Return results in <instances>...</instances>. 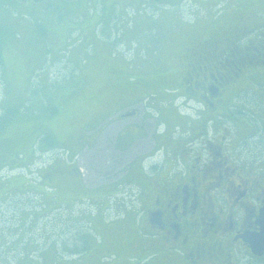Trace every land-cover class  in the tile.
I'll list each match as a JSON object with an SVG mask.
<instances>
[{
    "label": "rangeland",
    "instance_id": "1",
    "mask_svg": "<svg viewBox=\"0 0 264 264\" xmlns=\"http://www.w3.org/2000/svg\"><path fill=\"white\" fill-rule=\"evenodd\" d=\"M236 11H247L262 17L264 0H0V170L7 171L4 174L8 177L19 174L17 171L24 168L23 172L28 176L29 171L34 169L31 165L35 159L38 163L33 166H39L33 174L38 184H32L26 176L19 175L9 177L6 184L0 185V215L9 214L3 205L8 202L5 200L9 199L8 190H15L14 195L25 196V202L34 206L33 209L38 208L36 214L40 213L41 217L52 215L50 227L55 226L54 230L59 235L67 233L69 238L55 244L63 248L67 256L77 253L74 262H122L121 256L114 252V241L110 245L112 248L101 254L99 250L86 254L89 251L87 246L84 251L78 250L83 243L88 244L89 232L95 228L102 230L101 223L94 220L82 232L87 223L86 212L90 210V206L87 209L85 204L89 197L83 196L84 190L98 187L94 191L96 202L100 205L94 213L96 215L102 213V208L108 207V198L118 192L110 206L115 213H123L124 217L132 220L147 203V197L140 194L138 175L143 161L144 173L148 172L147 159H144L150 151L146 150L153 148L150 155H153L154 161H159L162 153L175 149L173 143L181 139L166 140L167 132L156 134V130L160 129L157 125L161 122L157 118L149 120L153 129H147L149 133L145 139L132 143L129 132L133 127H126L124 132L117 134L121 127L134 121L111 122L113 117L110 114L118 98L115 88L121 80L119 67L122 62L137 63L124 77V81L135 85V82L147 81L146 76L152 69L168 64L167 70L161 73L163 78L160 82L177 87L185 69L184 60L178 54L183 45L202 39L212 28L216 31L228 28ZM165 43L169 45L167 49ZM157 51L159 54L153 57L151 54ZM150 61L153 63L147 65ZM160 82L153 83L159 87ZM135 90V99H138L143 90L139 86ZM158 93L164 95L162 100L152 98L147 103L150 102L154 109L159 103L162 107H171L175 97L161 90ZM252 97L250 92L248 97H239L245 109L255 108ZM191 105L195 106V103ZM192 109L188 106L182 108L187 112ZM220 123L225 124L223 120ZM95 127L108 133L107 149L104 151L101 149L102 138L91 133ZM184 138L187 135L182 138V143L186 140ZM30 151V161L21 163V155L18 158L20 165L12 168L16 152L29 154ZM66 151L69 153L68 161L61 157V153ZM73 154L78 155L80 162L84 154L82 165L90 167L89 175L85 174L84 178L90 186L87 183L82 186L80 181L83 192L72 182L75 177L65 170L70 167L67 164L71 165ZM50 159H56L57 165L40 168L47 165ZM53 168H57L54 175L46 173H51ZM54 176L65 178L56 184L47 181ZM117 179L116 184L105 183ZM26 181L29 184H25ZM129 186L137 190H134L137 194L134 203L122 195L123 188ZM127 190L130 192V189ZM72 196L79 206L77 210L71 204ZM78 197L81 198L79 201ZM20 200L23 199L17 196H10L9 199L10 204ZM93 201L90 199L88 204ZM114 220L107 226L110 228L108 233L119 231L118 226H122L118 224V218L114 217ZM19 224L22 232L38 240L46 237L47 221H42L41 227L32 221ZM7 231L15 233L10 227ZM74 232H78V236L70 239ZM78 240L81 244L77 247L72 241L77 243ZM22 242L25 252L36 249L30 237L25 236ZM50 250L53 251L52 248L43 249L41 257L43 252ZM61 253L65 256L62 250ZM54 256L58 257L55 253Z\"/></svg>",
    "mask_w": 264,
    "mask_h": 264
},
{
    "label": "flooded vegetation",
    "instance_id": "2",
    "mask_svg": "<svg viewBox=\"0 0 264 264\" xmlns=\"http://www.w3.org/2000/svg\"><path fill=\"white\" fill-rule=\"evenodd\" d=\"M234 14L228 28H212L202 39L183 45L178 54L185 69L177 87L160 82L168 64L152 69L147 81L135 85L124 77L137 63L122 62L119 67L121 80L115 88L118 98L111 122L134 121L117 134L133 127L132 143L147 138V129H153L150 113L155 111L161 120L156 134L167 132L166 140L181 139L159 161L150 155L153 148L146 150L150 151L145 158L149 173L141 165L138 175L140 194L147 203L138 219L118 226L110 237L116 243L114 252L123 260L119 264H138L139 259H145V264H264V13L262 17L247 11ZM158 81L159 87L153 83ZM137 86L143 91L135 99ZM160 90L175 97L171 107L159 103L154 109L147 103L152 98L162 100ZM249 92L255 99L251 110L239 99ZM185 106L193 109L184 111ZM104 131L97 127L91 131L102 138L103 151L108 137ZM83 158L84 154L81 162L78 158L65 168L80 189L79 166L83 174L90 173V167L82 165ZM56 163L52 159L43 169ZM56 170L46 173L52 176ZM64 178L47 181L56 184Z\"/></svg>",
    "mask_w": 264,
    "mask_h": 264
},
{
    "label": "crops",
    "instance_id": "3",
    "mask_svg": "<svg viewBox=\"0 0 264 264\" xmlns=\"http://www.w3.org/2000/svg\"><path fill=\"white\" fill-rule=\"evenodd\" d=\"M10 146H11V144H10ZM31 153H32L31 151L29 152V154H26V153H23V152H21V153L16 152L15 153V157H14V166H12V168L18 167V165H20V163L18 164V162H19L18 158L21 155H22V159L20 160L21 163L25 164L28 161H30L32 159V157H30ZM1 184L3 185V184H5V182H2ZM96 188H98V187H96ZM96 188H94V187L90 188V189H86L85 188L84 191L85 192L88 191V192L87 193L84 192L83 196L84 197L87 196L91 200H94V203L97 205V207L100 208V205H98V203L96 202L97 201L96 200V196H94L95 195L94 191H96ZM80 191H82V189ZM104 212H102V213H104ZM100 215H101V213L99 215H96L95 217H93V216H87L86 217L87 223H86V227L85 228H87L88 225L93 224L94 220H98L99 223H101V227L100 228H102V230H100V229L97 230V228H95L93 230V232H91V233L89 232V234L87 232H85L89 236L87 238V241H88L87 246H88V250H89L87 252V254H89L91 252H96V250L97 251L99 250V252L101 254L102 252L106 251L108 248H112L110 246L111 243H112L110 237H112L113 233H115V232L113 231L112 233H108L110 228L108 229L107 226L113 224L114 222L111 223V224L106 223L104 218L102 217V215H101V217H100ZM103 216H104V214H103ZM119 216L121 218L123 217L122 219L118 220V224L119 225L124 226L130 221L129 217L128 216L124 217L123 213H119ZM2 242H3V240H0V264H7V256L9 254H7V249L3 248L5 243H2ZM8 250H10L11 253H15V255H16L17 252H18L17 244L16 243L11 244L10 247L8 248ZM22 251L25 252L23 249H22ZM31 251L25 252V253H27V255H26L27 257L25 256L23 259H18L14 264H33L32 259H33L34 255H35V253H31L28 256V252H31ZM42 259H43V261L41 262L42 264H61L62 263V262H60V263L57 262L56 258L54 257V252L52 250L46 251L45 253L43 252ZM140 260H141V262H143V259H139V261ZM70 263L79 264V263H76L74 261L73 262H69V263H65V264H70Z\"/></svg>",
    "mask_w": 264,
    "mask_h": 264
},
{
    "label": "trees",
    "instance_id": "4",
    "mask_svg": "<svg viewBox=\"0 0 264 264\" xmlns=\"http://www.w3.org/2000/svg\"><path fill=\"white\" fill-rule=\"evenodd\" d=\"M0 35H1V31H0ZM1 44V43H0ZM1 46V45H0ZM1 52H0V61H1ZM140 96H138V98H139ZM141 98V97H140ZM112 114V113H111ZM110 114V115H111ZM7 236L9 235V236H14V237H16V242H14V243H16V244H18L19 242H22L23 240H24V238H25V235L23 234V233H18V234H14V233H12L11 234V232H10V234H6ZM18 235H20V238H19V236ZM3 238H4V235H2V234H0V240H3ZM86 249V246H85V244L83 243L81 246H79V251H84ZM67 260H69V259H67ZM68 262H71V261H68Z\"/></svg>",
    "mask_w": 264,
    "mask_h": 264
}]
</instances>
